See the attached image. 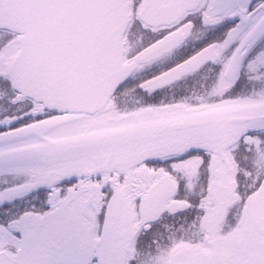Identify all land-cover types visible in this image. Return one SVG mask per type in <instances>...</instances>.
<instances>
[{
    "label": "snow or ice",
    "instance_id": "snow-or-ice-1",
    "mask_svg": "<svg viewBox=\"0 0 264 264\" xmlns=\"http://www.w3.org/2000/svg\"><path fill=\"white\" fill-rule=\"evenodd\" d=\"M0 264H264V0H0Z\"/></svg>",
    "mask_w": 264,
    "mask_h": 264
}]
</instances>
